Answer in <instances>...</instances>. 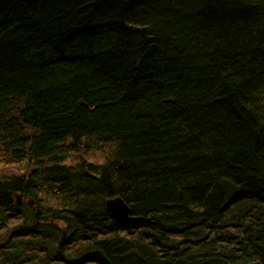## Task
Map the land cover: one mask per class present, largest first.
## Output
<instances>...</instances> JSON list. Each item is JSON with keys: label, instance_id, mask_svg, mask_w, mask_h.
I'll return each mask as SVG.
<instances>
[{"label": "trees", "instance_id": "obj_1", "mask_svg": "<svg viewBox=\"0 0 264 264\" xmlns=\"http://www.w3.org/2000/svg\"><path fill=\"white\" fill-rule=\"evenodd\" d=\"M258 263L264 0H0V264Z\"/></svg>", "mask_w": 264, "mask_h": 264}, {"label": "water", "instance_id": "obj_2", "mask_svg": "<svg viewBox=\"0 0 264 264\" xmlns=\"http://www.w3.org/2000/svg\"><path fill=\"white\" fill-rule=\"evenodd\" d=\"M22 195L17 197V203L22 204ZM33 205V202H29ZM107 209L111 213L112 217L123 223H135L139 220L137 217L131 216V210L122 198L111 199L107 202ZM260 264V263H258Z\"/></svg>", "mask_w": 264, "mask_h": 264}, {"label": "rangeland", "instance_id": "obj_3", "mask_svg": "<svg viewBox=\"0 0 264 264\" xmlns=\"http://www.w3.org/2000/svg\"><path fill=\"white\" fill-rule=\"evenodd\" d=\"M22 201H23V199H22Z\"/></svg>", "mask_w": 264, "mask_h": 264}]
</instances>
